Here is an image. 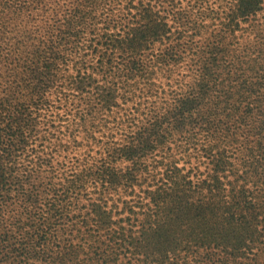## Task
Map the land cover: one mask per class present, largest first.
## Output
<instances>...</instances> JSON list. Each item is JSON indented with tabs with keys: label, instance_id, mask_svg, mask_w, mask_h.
Wrapping results in <instances>:
<instances>
[{
	"label": "trees",
	"instance_id": "1",
	"mask_svg": "<svg viewBox=\"0 0 264 264\" xmlns=\"http://www.w3.org/2000/svg\"><path fill=\"white\" fill-rule=\"evenodd\" d=\"M0 264H264V0H0Z\"/></svg>",
	"mask_w": 264,
	"mask_h": 264
}]
</instances>
